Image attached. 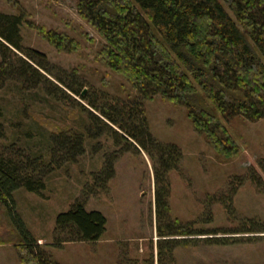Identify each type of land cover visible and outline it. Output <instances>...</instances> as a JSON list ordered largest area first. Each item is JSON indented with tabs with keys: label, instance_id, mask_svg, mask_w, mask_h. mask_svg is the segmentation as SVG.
I'll list each match as a JSON object with an SVG mask.
<instances>
[{
	"label": "trees",
	"instance_id": "obj_1",
	"mask_svg": "<svg viewBox=\"0 0 264 264\" xmlns=\"http://www.w3.org/2000/svg\"><path fill=\"white\" fill-rule=\"evenodd\" d=\"M77 8L105 40L98 60L124 76L142 99L160 95L184 106L195 130L204 134L219 153L228 157L239 153L238 144L221 118H264V0H78ZM27 17L24 11H0V88L15 82L22 90L42 88L47 94L77 102L88 111L91 122L122 145L123 151L143 149L151 157L155 169L157 232L162 237L159 240H163L157 244L160 257L166 248L174 261V249L195 239L189 236L216 234L192 229L169 217L168 173L178 168L183 154L179 145L153 136L144 101L100 104L89 92L83 94L85 85L74 79L75 72L68 73L51 62L46 53L24 45L21 28L27 23L59 51L76 50L78 42ZM6 139L4 110L0 105V212L8 210L13 219L9 223L10 238L6 241L0 234V243L15 244L20 264H61L47 244L24 230L15 210L13 192L25 188L43 195L46 176L56 166L84 153L85 136L70 127L51 131L50 160L15 142L5 144ZM117 155L108 157L103 168L95 173L96 184L107 183L115 176ZM251 178L255 183H264L255 169L251 170ZM238 180L242 184L245 179ZM92 190H85L68 211L57 215L52 245L94 242L103 237L107 217L86 207ZM221 238L203 239L211 244L226 242Z\"/></svg>",
	"mask_w": 264,
	"mask_h": 264
},
{
	"label": "rangeland",
	"instance_id": "obj_2",
	"mask_svg": "<svg viewBox=\"0 0 264 264\" xmlns=\"http://www.w3.org/2000/svg\"><path fill=\"white\" fill-rule=\"evenodd\" d=\"M77 2L0 0V11L10 14L24 11L28 20L75 39L78 49L59 51L27 23L21 28L25 46L46 53L51 62L68 73L75 72L74 79L84 84L85 92L97 98L100 104L132 103L142 99L124 76L98 60L105 40L79 14ZM71 94L86 104L80 96ZM142 100L153 136L179 145L183 154L178 168L168 173L169 217L192 229L216 233L189 236L195 239L187 246L175 248H181L182 252L177 256L173 252L174 261L166 248L161 257L158 254L157 244L163 240H159L162 237L157 232L154 161L143 149L123 151L122 145L116 144L112 136L91 122L88 111L77 102L57 98L42 88L22 90L15 82L0 88L7 133L5 144L15 142L30 153H40L50 160L51 131L70 127L85 136L84 153L76 160L56 166L46 176L43 195L25 188L13 192L15 210L24 230L40 243L47 244L61 264H203L198 261L197 246L207 247L208 252H212L209 255L213 260L205 264H215L217 243H208L204 237L264 227V183H255L251 178V170L255 169L264 179V118L257 121L243 116L228 121L221 118L240 149L237 155L228 157L216 151L205 135L195 130L184 106L160 95ZM115 153H118L115 176L107 183L96 184L95 173ZM239 177L245 179L242 184ZM90 188L93 190L86 201L87 209L100 211L107 217L103 241L52 245L57 215L68 211ZM10 221L13 219L9 211L1 210L0 234L6 241L12 233ZM18 225H15L16 231L22 237ZM14 245L0 243V264H20ZM165 245L168 244L163 243Z\"/></svg>",
	"mask_w": 264,
	"mask_h": 264
},
{
	"label": "crops",
	"instance_id": "obj_3",
	"mask_svg": "<svg viewBox=\"0 0 264 264\" xmlns=\"http://www.w3.org/2000/svg\"><path fill=\"white\" fill-rule=\"evenodd\" d=\"M219 237L229 238V240L215 245V264H264V229L229 231ZM102 238L92 243L103 241ZM206 248L197 246V250L199 249L198 261L203 264L213 260L209 255L212 252H208ZM179 250L181 248L174 250L176 256L182 252ZM178 259L180 260V258Z\"/></svg>",
	"mask_w": 264,
	"mask_h": 264
},
{
	"label": "water",
	"instance_id": "obj_4",
	"mask_svg": "<svg viewBox=\"0 0 264 264\" xmlns=\"http://www.w3.org/2000/svg\"><path fill=\"white\" fill-rule=\"evenodd\" d=\"M85 93V90L83 91V94Z\"/></svg>",
	"mask_w": 264,
	"mask_h": 264
}]
</instances>
